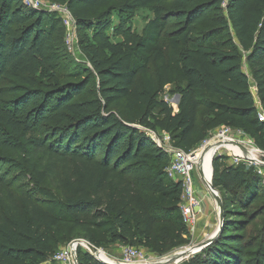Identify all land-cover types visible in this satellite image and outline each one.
<instances>
[{"label":"trees","instance_id":"16d2710c","mask_svg":"<svg viewBox=\"0 0 264 264\" xmlns=\"http://www.w3.org/2000/svg\"><path fill=\"white\" fill-rule=\"evenodd\" d=\"M53 1L65 6L77 33L92 32L102 52L85 50L90 69L58 85L56 16L23 0H0V153L50 161L40 165L33 191L19 195L0 173V264H40L69 234L95 248L105 242L162 257L191 235L180 214L182 184L167 177L169 155L146 131L168 134L188 153L209 130L232 127L264 151L256 117V102L264 109V0ZM113 1L120 3L119 32L124 15L153 8L142 38L127 27L122 43L109 41L110 16L98 12ZM215 11L225 15V40H217L218 30L196 31ZM160 39L172 54L155 47ZM151 48L153 71L142 55ZM178 79L174 113L160 96ZM221 159L213 160L212 186L223 225L189 264H247L246 250L257 244L252 264H264V176L256 167H220ZM76 257L103 264L80 248Z\"/></svg>","mask_w":264,"mask_h":264},{"label":"rangeland","instance_id":"374dc122","mask_svg":"<svg viewBox=\"0 0 264 264\" xmlns=\"http://www.w3.org/2000/svg\"><path fill=\"white\" fill-rule=\"evenodd\" d=\"M197 2H203L206 0H196ZM42 4V9L47 10L50 14L53 16H56V28L54 32L55 37V51L57 55V67H56V83L58 85H64L71 81L70 74L76 71H79L83 68L90 69V65L88 63V60L85 56V50H99L100 49V42L99 40L92 34L91 31L84 30L81 33H77V31L74 28L72 18L68 14L65 6L63 4H60L53 0H40ZM162 7L164 9H170L171 4L164 3L162 4ZM120 8V3L117 1H113L111 3H108L106 6L102 7L99 10V14L105 13L110 16L111 24L109 26V29L105 31V35L109 37V41L112 44L122 43V31L124 29H127V27H130L131 34L134 36H138L139 38H142L144 36V30L147 26V24L154 18V12L153 8H144V9H137L134 11L131 15H124L123 16V22H126V24L123 26L122 31L117 30V24L119 25V19L120 14H118V10ZM225 17L224 14L220 12H211L209 13L205 20L200 22L197 27L196 31L198 33H204L211 30H218L220 34H222L217 40H225L226 35L223 34L222 30H219L220 26V20ZM68 21L70 22H67ZM116 34V35H114ZM157 48H161L163 52L168 53L170 52L172 54V50H170V46L167 44V41L165 39H160L158 44L155 46ZM154 49H149L146 52H144L142 55L146 58L150 59L149 64V70H154V63H153V56L152 52ZM143 63L142 57L138 59ZM53 84L54 82H50ZM183 86V81L181 79H178L173 85L167 86L160 98L163 101H166L170 107L172 108L173 112H177V92L178 89ZM206 118L204 114V109H200L199 113V124L202 125V121H204ZM225 126H220L215 129H211L207 132L206 137L204 140L211 139L214 133H216L218 130L223 128ZM245 133V132H244ZM158 136L161 135V132L156 133ZM245 136L250 141L249 147H244V154L249 156L251 159L256 160L258 157H263V155L259 154L257 150H260L254 143V141L248 136L247 133H245ZM203 140V141H204ZM202 141V142H203ZM200 142L197 144L190 152H198L199 147L201 145ZM172 146L175 149H178L173 144ZM241 152V151H240ZM264 154V151L261 152ZM207 155V154H206ZM206 155L203 158L202 162V168L206 162ZM0 157H5L6 162L9 163L7 166H4V164H1L3 162L0 161V173L4 178L7 177L8 183L10 184V189L12 192L16 194H22L25 192L33 191L35 188V179L38 176V173L41 171L40 165H47L50 161L48 159H29V157H25V155L21 154L19 155H8V154H2L0 153ZM257 157V158H256ZM226 163H222L225 162ZM223 166L230 165L231 164V157L230 154L225 153L222 156L221 162L219 163ZM240 165H245L244 163H240ZM264 167V166H262ZM212 172H213V166H212ZM211 169L209 168L205 170V173L207 172L208 178L207 180H210L211 176ZM193 184L194 188L201 193L202 196L206 197V199L212 204H217L215 198L209 191V189L206 187L204 182L199 178V175L197 173H193ZM212 182V178L210 180ZM42 186L48 189L55 197L56 199L60 200L61 196L58 191H56L53 187L50 186L48 181H45L42 183ZM216 192L219 194V192L216 190ZM220 197V195H219ZM1 201V198H0ZM212 223L209 227H206L204 231H202L200 234H190L191 239L187 243H178L171 251L166 253L164 256L159 257L155 255H151L147 252L148 259L150 262H154L155 264H170L166 261L171 259L172 257L176 255H180L182 253H187L188 250H191L195 247H201L198 248L194 253L186 254V257L183 258V260L180 262V264H189L191 261V258L200 252L202 249V246L207 241L208 237L214 233V230L217 228L218 225V218L215 217L212 218ZM206 224V223H205ZM202 226V225H201ZM205 225L203 224L202 227ZM251 228L255 231L259 230L258 224L251 225ZM66 241L58 246L57 251H59L62 248L67 247L68 245L72 244L75 241L82 240L85 241L82 236L78 234H69L66 235ZM103 242L104 239H101ZM86 242V241H85ZM102 242V243H103ZM257 247L258 244L252 248L246 250V263L252 264V261L257 257ZM81 249L83 251L89 252L85 247L78 246L77 249ZM96 249H98L100 252L103 253L101 256L102 258H107L110 260L120 261V254L118 252L117 246L114 245H107L104 242L103 246H99ZM105 256V257H104Z\"/></svg>","mask_w":264,"mask_h":264},{"label":"built area","instance_id":"2783aa9c","mask_svg":"<svg viewBox=\"0 0 264 264\" xmlns=\"http://www.w3.org/2000/svg\"><path fill=\"white\" fill-rule=\"evenodd\" d=\"M23 2L31 8L42 9L40 0H23ZM67 22H69L68 19ZM256 117L261 123L264 124V109L259 102H256ZM146 133L158 146L163 148L169 155V162L165 170L167 177L174 182H180L182 184L180 214L182 222L186 226L190 234H196L198 215L201 213L202 205L206 198L202 196L197 189L194 188L192 174L197 173L199 175L201 155L208 148L216 144H220L218 148H214L213 150L215 157H222L223 154L228 153L231 157L230 165L237 166L240 165V163H244L248 167H256L258 174L264 176V172L261 169V167L264 166V162L253 160L242 152L240 155L236 154V151L239 150H237L233 146L224 144L227 142H233L240 144L243 148L249 147L248 145H250V141L245 136V133L240 129L223 127L216 133H214L211 139L204 140L201 143L198 152L189 151L188 153L184 152L181 149H175L172 146L170 136L164 132H162L159 136L152 131H146ZM257 152L264 157V154L261 153L262 151L257 150ZM78 246L73 242L67 247L60 249L50 259H47L40 264H74L73 250H75L76 254ZM85 248L87 249V247ZM117 248L120 254V262L123 264L151 263L148 259L147 251L142 248H135L130 246H121ZM198 248L200 247L198 246L191 250H188V254L194 253ZM99 254L103 255V253L100 251ZM184 257L176 258L171 261L170 264H180Z\"/></svg>","mask_w":264,"mask_h":264},{"label":"water","instance_id":"95a60500","mask_svg":"<svg viewBox=\"0 0 264 264\" xmlns=\"http://www.w3.org/2000/svg\"><path fill=\"white\" fill-rule=\"evenodd\" d=\"M177 100H179V98L177 97ZM225 145H229V146H233L235 147L237 150L241 151L242 153L244 152V148L238 144V143H233V142H227V143H224ZM218 146H220V144H216L210 148H208L205 152L202 153L201 155V160H200V166H199V177L200 179L204 182V184L206 185V187L209 189V191L211 192V194L213 195V197L215 198L216 202H217V205H218V225H217V228L214 230V233L211 234L207 241L204 243V245L202 246L205 247L207 245H209L213 240H215L217 238V236L219 235L220 231H221V228H222V225H223V220H224V215H223V208H222V204H221V199L219 197V194L216 192V190L214 189V187L212 186V182L210 181L212 176H213V172H212V169H211V176H210V180L209 181H206L204 179V176H203V168H202V162H203V158L206 154H210V166L212 168V164H213V160L215 159V156H214V148H218ZM75 245H82V246H85L87 247V249L89 250L90 254L95 257L98 261H100L101 263L103 264H123L121 263L120 261H115V260H110V259H107L105 256V258H102L101 255L99 254V250L96 249L95 247H93L92 245H90L88 242H85V241H82V240H78V241H75L74 242ZM201 248V247H200ZM187 253H182V254H178L174 257H172L171 259H169L168 263H170L171 261H173L174 259L176 258H180V257H184L186 256ZM73 261H74V264H78L77 262V257H76V254H75V250H73ZM149 264H155L154 262H151Z\"/></svg>","mask_w":264,"mask_h":264},{"label":"crops","instance_id":"0c3cea01","mask_svg":"<svg viewBox=\"0 0 264 264\" xmlns=\"http://www.w3.org/2000/svg\"><path fill=\"white\" fill-rule=\"evenodd\" d=\"M255 91V88H253ZM177 100V99H176ZM178 102V100H177ZM222 163H226L222 162ZM220 167H222L221 164H219ZM264 172V169H262ZM206 178H208V174L205 175ZM201 194V193H200ZM218 205L215 203H210L206 198L205 201L202 205V210L201 213L198 215V223H197V229H196V234H200L202 231L205 230L206 227H209L212 223V218L215 217L216 219L218 218ZM206 223V224H205ZM203 224L205 225L204 227ZM202 225V226H201Z\"/></svg>","mask_w":264,"mask_h":264},{"label":"bare ground","instance_id":"6f19581e","mask_svg":"<svg viewBox=\"0 0 264 264\" xmlns=\"http://www.w3.org/2000/svg\"><path fill=\"white\" fill-rule=\"evenodd\" d=\"M236 154H241V152L240 151H236ZM206 162H205V164H204V166H203V176H204V179L206 180V181H208L207 180V178H206V174H207V172L205 173V170L206 169H208L209 170V168L211 169V166H210V154H207L206 155ZM102 256V255H101Z\"/></svg>","mask_w":264,"mask_h":264}]
</instances>
